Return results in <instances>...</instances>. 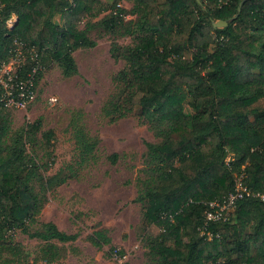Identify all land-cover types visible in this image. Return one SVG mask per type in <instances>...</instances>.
Instances as JSON below:
<instances>
[{"label":"trees","instance_id":"16d2710c","mask_svg":"<svg viewBox=\"0 0 264 264\" xmlns=\"http://www.w3.org/2000/svg\"><path fill=\"white\" fill-rule=\"evenodd\" d=\"M87 1L0 0V64L16 39L34 47L44 67L56 60L64 75L75 73L71 53L91 44L75 28ZM136 1L144 34L129 48L119 78L143 119L169 124L166 139L152 148L164 167L145 194V219L161 228L149 250L164 264L218 258L223 264H264V0ZM56 13L62 24L53 20ZM11 15L17 20L8 25ZM217 19L230 20L219 28L212 25ZM109 21L111 29L119 16ZM186 100L192 111H184ZM229 154L238 157L227 160ZM19 157L0 148V228L21 227L35 213L24 167L14 165ZM239 175L249 193L228 220L204 227L208 203L226 196ZM51 236L67 238L57 230Z\"/></svg>","mask_w":264,"mask_h":264},{"label":"rangeland","instance_id":"374dc122","mask_svg":"<svg viewBox=\"0 0 264 264\" xmlns=\"http://www.w3.org/2000/svg\"><path fill=\"white\" fill-rule=\"evenodd\" d=\"M118 1H87L75 28L91 44L71 53L75 73L66 76L59 61L46 60L35 98L0 108V148L19 153L14 165L24 167L35 198V213L21 227L1 226L0 264H164L148 247L161 228L145 219V194L164 167L152 148L169 124L143 119L128 101L119 73L144 34L143 10L136 0ZM114 15L119 21L108 29ZM15 20L11 15L8 25ZM53 20L62 24L63 15ZM183 109L192 111L187 100Z\"/></svg>","mask_w":264,"mask_h":264},{"label":"built area","instance_id":"2783aa9c","mask_svg":"<svg viewBox=\"0 0 264 264\" xmlns=\"http://www.w3.org/2000/svg\"><path fill=\"white\" fill-rule=\"evenodd\" d=\"M68 1L71 5L75 3L74 0ZM13 42L11 54L0 64V108L25 107L31 102L36 96L35 82L44 69L42 55L34 47L16 39ZM248 193L242 175L236 176L234 187L226 196L208 203L203 226L210 221L227 220L237 200ZM206 228L201 233L210 239L212 234Z\"/></svg>","mask_w":264,"mask_h":264},{"label":"water","instance_id":"95a60500","mask_svg":"<svg viewBox=\"0 0 264 264\" xmlns=\"http://www.w3.org/2000/svg\"><path fill=\"white\" fill-rule=\"evenodd\" d=\"M241 4H242V1L239 3V5H238V7H237L238 12H239V10H240ZM235 16H236V14H234L233 17H235ZM230 19H232V18H230ZM230 19H229V20H230ZM229 20H228V19H217V20H213V21H212V25H213L214 27L222 28V27H224V26H226V25L228 24Z\"/></svg>","mask_w":264,"mask_h":264},{"label":"crops","instance_id":"0c3cea01","mask_svg":"<svg viewBox=\"0 0 264 264\" xmlns=\"http://www.w3.org/2000/svg\"><path fill=\"white\" fill-rule=\"evenodd\" d=\"M16 20H17V17H16Z\"/></svg>","mask_w":264,"mask_h":264}]
</instances>
